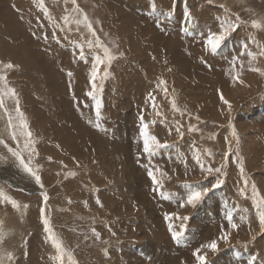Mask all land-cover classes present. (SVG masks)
<instances>
[{"label": "rangeland", "instance_id": "rangeland-1", "mask_svg": "<svg viewBox=\"0 0 264 264\" xmlns=\"http://www.w3.org/2000/svg\"><path fill=\"white\" fill-rule=\"evenodd\" d=\"M77 3L93 22L100 39L114 52L123 53L113 61L112 75L103 82L99 121L95 101L86 95L91 90V59L80 60L77 43H74H84L89 34L83 24L70 22L65 25L62 19L69 15L71 20L77 15L71 11L70 0L67 4L64 0H44L49 16H45L38 0H0V71L16 89L21 111L37 141L35 147L39 154L33 159V167L39 166V174L49 195L52 227L65 246L73 250L78 264H195L193 251L218 237L221 225L225 223L227 227L224 217L230 205L236 206L234 216L237 223H240V215L246 212L252 221V232H258L250 198L238 195L243 181L239 168L231 159L225 183L209 193L195 210L191 207L179 209L175 200L152 194L151 180L144 165L150 162L167 171L172 179L165 181V188L179 198L185 193L184 180L199 181L202 176L192 159L193 144L212 150L214 159L208 162L214 167L220 165L230 145L233 148L230 157L234 155L236 143L228 127L227 107L217 92L220 89L233 104L232 124L239 136V152L244 158L245 172L264 194V77L248 70L247 56L242 57L244 70L240 75L244 84H234L228 71L229 62L240 53L243 43L247 42L250 50L258 51L249 36L264 44V30H254L249 24H242L215 53L206 50L202 40L208 30L218 29L225 15L234 18L231 14H239L244 21L254 18L253 14L255 17L264 16V0H212V3L208 0H77ZM185 9L192 15L191 24L183 16ZM53 31L59 43L51 38ZM43 35L48 39L45 40ZM88 51L85 45V52ZM202 57L206 63H202ZM258 59L257 66L264 67V57ZM9 61L18 67L4 70L2 63ZM45 72L49 77L43 75ZM69 72L71 76L67 74ZM161 77L166 81L168 96L156 87ZM149 92L156 97L159 110L166 117L163 124L159 123L151 107ZM26 96H29L27 100ZM169 97L175 98L181 109L186 108L183 116L172 111ZM28 98L43 101L45 107L39 114L33 112L34 107L27 102ZM7 106L14 114V102L7 101ZM141 115L146 121L156 119L157 123L150 126V131L161 141L175 143V147L165 149L155 157L143 154L139 136ZM175 121L184 126L183 139H178L174 131L169 134ZM97 123L99 128L95 126ZM6 124L7 118L0 110V135H4L6 142L15 148L16 141L7 139ZM189 124H195L201 131L188 133ZM50 125H57V129L50 130ZM210 135L215 139H208ZM23 144L24 137L21 136V149ZM24 155L27 158L28 153ZM16 163L0 145V186L21 205L29 206L16 211L10 204H0V220L4 221L8 233L0 246V255L7 249L14 254L11 264H54L51 257L55 249L50 242H45L46 233L40 220L41 190ZM68 172L76 175L65 178ZM213 182L215 176H209L206 186ZM97 198L103 207L96 203ZM133 201L136 207H133ZM172 211L190 215L185 235L179 243L171 238L163 219L165 212ZM173 223L178 229L180 222ZM210 227L214 230L209 231ZM91 228L100 232L99 241L92 236ZM109 228L116 233L115 236L111 235ZM86 236L89 238L85 239ZM236 240H251L247 224H241L238 232H233V245ZM219 247V253H208L211 264H246V258L252 255L257 256V264L264 259V235L257 236L247 247L229 248L222 241ZM105 248L107 256L103 251Z\"/></svg>", "mask_w": 264, "mask_h": 264}, {"label": "snow or ice", "instance_id": "snow-or-ice-1", "mask_svg": "<svg viewBox=\"0 0 264 264\" xmlns=\"http://www.w3.org/2000/svg\"><path fill=\"white\" fill-rule=\"evenodd\" d=\"M38 2L39 7L43 10L45 16H49V10L44 4V0H38ZM64 2L67 4L69 3V0H64ZM70 3L72 5L71 11L77 15L71 20L69 15L63 16L62 19L65 25L69 24L70 22H73L77 25L83 24L89 34V38L84 43H74H77L79 49L78 58L80 60L87 61L91 59V67L89 70V84L91 85V90L88 91L86 95L95 101L96 119L99 121L101 116L100 109L102 107L99 96L103 89V82L112 75L110 67L113 61L116 60L118 56H122L123 53L118 51L114 52L111 47H109L100 39L96 33V29L93 27V22L90 20L87 13L78 5L77 0H70ZM208 3H212V0H208ZM153 7H155V5H153ZM220 7L224 8L225 6L220 5ZM231 15L234 16V18H229L228 15H225V17L220 21L217 30L210 29L205 33L204 37H202L206 50L215 53L231 36V34L235 32L242 24H249L254 30H264V16L255 17V14H253L254 18H252L250 21H244L241 19L239 14ZM183 16L187 23H193L192 15L187 9H185L183 12ZM97 23H99V21H97ZM53 26L58 27V25ZM183 30L186 32L188 31L187 28H184ZM33 35H35V33H33ZM51 38L59 43V39L55 32H53ZM44 39L47 40L48 37L44 36ZM249 40H251V42L256 45L258 51L250 50L249 44L245 42L241 46L240 53L232 57L231 61L229 62L231 67L228 71L230 72L231 79L234 84H244V81L240 79L241 72L244 70V62L242 59L244 56H247L248 58V70L253 73H258L261 77H264V67L257 66L256 63L258 58L264 57V44H260L254 36H249ZM85 45L89 50L87 53L85 52ZM201 61L202 63H206L203 57L201 58ZM237 65H239V70H237ZM15 67L18 66L14 65L11 61L2 63V68L4 70L13 69ZM209 67L211 66L209 65ZM68 75L71 76V72H69ZM156 87L158 89H162L164 94L168 96L166 81L162 77L158 78ZM217 92L220 93V100L222 101L223 105L227 107L228 127L231 129V136L235 139L236 143L235 154L231 155L230 157V153L233 152V148L230 145L228 151L224 152L220 165L214 167L210 162H208L210 159H214V153L212 150L209 148H198L195 146V144H193L192 159L195 161V165L199 166L202 176L199 181L184 180L182 182V186L185 189V193L179 198L175 193L169 192L165 188V181L172 179L167 171H164L159 166L152 165L150 162L144 165V167L147 169V175L151 180L152 194L158 195L167 200H175L179 209L191 207L193 210L198 208V206L205 200L209 193L219 189L221 185L225 183L224 177L227 174L226 169L228 168L230 159L231 162L239 168L243 186L238 188V195L240 197H244L245 199L250 198L252 202V208L255 211V220L258 222L259 231L255 233L252 232V221L246 212L245 214L240 215V223H237L234 216L236 206H228L225 210L224 217L227 222V227L221 225L220 234L218 237L201 244L193 251L192 255L195 258V264H211L208 253L210 252L213 255L219 253L221 251L219 247V243L221 241L226 247L229 248L235 246L247 247V245L251 243L252 240H255L257 236L264 235V194H262L261 190L258 188L257 183L252 180L251 177L245 172L244 158L239 152V136L232 124V104L224 97L220 89H217ZM147 95L148 99L152 101L151 107L155 112V116L159 118V123H165L166 117L164 116L163 112L159 110V106L156 103V97L152 94V92H149ZM7 101L14 102V114L12 111H9ZM169 102L174 113H180L182 116L185 114L186 108L181 109L178 106L175 98L169 97ZM0 110L3 111L7 118V139L16 141V147L14 148L10 146L9 143L6 142V137L4 135H0V145H3L7 152L10 153L13 158H15L18 166L34 179L35 184L38 185L41 190L40 196L43 199V203L39 209L40 220L43 224V230L46 233L45 242H50L52 247L55 249V254L51 257L52 261L54 264H78L73 250L65 246L58 233H56L52 227L51 210L48 205L49 195L45 190L44 183L42 182L41 175L39 174V166L37 165L33 167V159L39 154L35 147L37 141L33 137V133L29 130L27 118L21 111L18 93L16 89L9 84L7 75L2 71H0ZM221 114L223 115V113ZM188 115L191 116V113H188ZM195 119L197 121L200 120L199 116H196ZM156 123V119L146 121L143 115L140 117L139 136L142 141V153L146 154L148 157H155L163 150L175 147V143H170L167 140L161 141L157 138V135L150 131V126ZM95 126L99 128L100 124L97 123ZM172 131L176 133L178 139H183L185 136L184 126L179 121H175L174 128L169 129V134H171ZM186 131L188 133H194L200 132L201 129L195 124H189ZM21 136L24 137L23 149L20 147ZM208 139H215V136L210 135ZM25 152L28 153L27 158H25ZM2 159H7V157H3ZM48 159L51 160L52 158L48 157ZM185 168V175H187V166H185ZM75 175V172H68L65 178H67V176ZM213 175L215 176V182L211 183L210 186H206L209 176ZM109 183H111V181H109ZM93 191H98V189H93ZM68 202L69 204L72 203L71 200ZM84 203L85 207H87V201ZM96 203L103 207L99 198L96 199ZM0 204H10L11 207L16 211H20L21 207L24 209L29 207L27 204L21 205L16 199L9 195L2 186H0ZM133 207H136L135 201H133ZM163 219L167 222V228L171 234V238L178 243L181 242L185 235L186 226L187 222L190 220V215H181L179 211L165 212ZM177 220L180 222L178 229L173 223V221ZM241 224L248 225L251 240H236L235 245H233L231 242L232 234L233 232H238ZM105 226L107 227V224H105ZM90 231L96 241L101 239L100 232H98L95 228H91ZM109 232H111L112 236L116 235L115 232L111 231V228H109ZM7 235L8 233L5 231L4 221L0 220V246L4 244ZM88 238L89 237L87 236L85 237V239ZM104 243L107 244L108 241H104ZM103 251L105 255L108 254V250L106 248L103 249ZM13 259V252L4 249L2 255H0V264H5V262H7V264H11ZM257 262L258 258L255 255L248 256L246 258V264H257ZM259 264H264V259H260Z\"/></svg>", "mask_w": 264, "mask_h": 264}, {"label": "bare ground", "instance_id": "bare-ground-1", "mask_svg": "<svg viewBox=\"0 0 264 264\" xmlns=\"http://www.w3.org/2000/svg\"><path fill=\"white\" fill-rule=\"evenodd\" d=\"M196 3V2H195ZM151 6V5H150ZM161 6V5H160ZM152 8V7H151ZM99 9V8H98ZM205 9V8H204ZM103 10V9H102ZM105 10V9H104ZM151 10V9H150ZM206 11V10H205ZM204 13H206V12H204ZM211 13V12H210ZM221 13V12H220ZM219 13V14H220ZM209 14V13H208ZM222 15V14H221ZM194 16V15H193ZM207 16V15H206ZM219 17V16H218ZM215 18H217V17H215ZM171 21V20H170ZM205 21H206V19H205ZM164 22V21H163ZM204 22V21H203ZM104 23V22H103ZM160 23V22H159ZM211 23H213V22H211ZM118 25V24H117ZM43 26V25H42ZM185 26V25H184ZM48 27V26H47ZM160 27V26H159ZM171 27V26H170ZM180 27H182V26H180ZM41 28V27H40ZM149 28V27H148ZM168 28V27H167ZM110 29V28H109ZM172 29V28H171ZM170 29V30H171ZM215 29H217V28H215ZM11 30V29H10ZM50 30V29H49ZM174 30V29H173ZM197 31V30H196ZM54 32V31H53ZM122 32V31H121ZM46 33V32H45ZM169 33V32H168ZM23 34V33H22ZM24 35V34H23ZM152 35V34H151ZM157 35V34H156ZM25 36V35H24ZM44 36V35H43ZM117 36V35H116ZM68 37V36H67ZM24 38V37H23ZM70 38V37H69ZM167 38V37H166ZM30 39V38H29ZM26 39H24L23 41H25ZM31 40V39H30ZM42 40H44V39H42ZM143 40V39H142ZM4 41V40H3ZM27 41V40H26ZM31 42V41H30ZM66 42V41H65ZM164 42H165V40H164ZM28 43V42H27ZM43 43V42H42ZM45 43H46V41H45ZM116 43V42H115ZM24 44V43H23ZM22 44V45H23ZM29 44V43H28ZM194 44V43H193ZM202 44V43H201ZM21 45V44H20ZM63 45V44H62ZM1 46H2V44H1ZM64 46V45H63ZM70 46V45H69ZM7 47V46H6ZM2 48V47H1ZM46 48V47H45ZM162 48V47H161ZM71 49V48H70ZM74 49V48H73ZM164 49H165V47H164ZM236 50H237V48H236ZM15 51V50H14ZM193 51V50H192ZM238 51V50H237ZM236 51V52H237ZM33 52V51H32ZM171 52V51H170ZM173 52V51H172ZM14 54V53H13ZM1 55V54H0ZM175 55V54H174ZM2 56V55H1ZM14 56V55H13ZM16 56V58L19 56L20 57V55H15ZM213 56V55H212ZM9 58V57H8ZM3 59H4V57H3ZM19 59V58H18ZM21 59V58H20ZM177 59V58H176ZM10 60H11V58H10ZM17 60V59H16ZM15 60V61H16ZM79 60V59H78ZM259 61H260V59H258ZM2 61V60H1ZM38 61V60H37ZM263 62H264V60H262ZM28 63V62H27ZM84 63V62H83ZM260 64V63H259ZM42 64L40 63V60H39V66H41ZM49 65V64H48ZM55 65V64H54ZM68 65V64H67ZM134 65V64H133ZM165 65V64H164ZM262 65V64H261ZM264 65V64H263ZM37 66V65H36ZM259 66V65H258ZM55 67V66H54ZM66 67V66H65ZM51 68V67H50ZM65 69V68H64ZM77 69V68H76ZM42 70L43 71H46V68L45 67H42ZM50 71V70H49ZM248 71V70H247ZM51 74V73H50ZM62 74V73H61ZM68 74V73H67ZM18 75V74H17ZM44 76H47V77H49V75H48V73H46L45 72V74H43ZM55 75V74H54ZM59 75V74H58ZM249 75V74H248ZM259 75V74H258ZM250 76V75H249ZM251 76H253L252 74H251ZM255 77V76H254ZM257 77V76H256ZM259 77V76H258ZM25 79V78H24ZM54 79V78H53ZM69 79V78H68ZM255 80V79H254ZM253 80V81H254ZM263 80V79H262ZM60 81V80H59ZM200 81V80H199ZM253 81H252V83H253ZM52 82H54V81H52ZM56 82V81H55ZM65 82V81H64ZM256 82V81H255ZM260 82V81H259ZM57 83H59V82H57ZM68 83V82H67ZM54 84V83H53ZM76 84V83H75ZM257 84V83H256ZM68 85V84H67ZM258 85H260V84H258ZM49 86V85H48ZM60 86V85H59ZM70 86V85H69ZM81 86V85H80ZM246 86V85H245ZM55 87V86H54ZM57 88H58V86H57ZM263 88V87H262ZM36 89V88H35ZM52 89V88H51ZM67 89H69V88H67ZM90 89V88H89ZM251 89V88H250ZM252 89H254V88H252ZM53 90V89H52ZM54 91H55V88H54ZM71 91V90H70ZM83 91V90H82ZM26 92V91H25ZM68 92V91H67ZM77 92V91H76ZM48 95V94H47ZM38 96V95H37ZM40 96V95H39ZM55 96H57V95H55ZM67 96V95H66ZM224 96H226V95H224ZM228 96V95H227ZM251 96V95H250ZM27 97H29V96H26V100H27ZM54 97V96H53ZM60 97V96H59ZM77 97H79L78 95H77ZM69 98V97H68ZM71 98V97H70ZM74 98H76V97H74ZM230 98V97H229ZM29 99V98H28ZM66 99H67V97H66ZM65 99V100H66ZM72 99V98H71ZM68 100V99H67ZM59 101V100H58ZM61 101V100H60ZM229 101H230V99H229ZM27 102H29L33 107H34V109H33V112L34 111H36L38 114L41 112V109H43L45 106L43 105V101H41V100H39V101H35V100H33L32 98H31V101H30V99H29V101H27ZM57 102V101H56ZM67 102V101H66ZM58 103V102H57ZM56 103V104H57ZM68 103V102H67ZM74 103V102H73ZM234 103V102H233ZM240 103V102H239ZM65 105H66V103H65ZM219 105H220V101H219ZM233 105V104H232ZM235 105V104H234ZM30 106V105H29ZM58 106V105H57ZM59 106H60V103H59ZM67 106V105H66ZM65 106V107H66ZM220 106H222V105H220ZM32 107V108H33ZM57 108V107H56ZM60 108H62V107H60ZM224 108V107H223ZM61 112H62V110H61ZM48 114V113H47ZM36 116V115H35ZM59 116V115H58ZM60 117V116H59ZM37 118H38V115H37ZM43 120H44V118H43ZM49 120V119H48ZM45 121V120H44ZM43 121V122H44ZM36 122H38V121H36ZM40 122V121H39ZM46 122V121H45ZM50 122V121H49ZM52 122H53V119H52ZM52 124V123H51ZM55 125V124H54ZM57 126V125H56ZM56 126H54L55 127V129H57L56 128ZM73 126V125H72ZM53 127V125H50V130H54V127ZM78 127V126H77ZM35 129V128H34ZM48 129H49V127H48ZM64 129V128H63ZM68 129V128H67ZM64 130H66V128L64 129ZM48 131V130H47ZM62 131V130H61ZM60 132V131H59ZM68 133V132H67ZM66 133V134H67ZM74 133V132H73ZM50 134H53V132L52 133H50ZM54 134H56V130L54 131ZM57 134H58V131H57ZM65 134V133H64ZM65 134V135H66ZM75 134V133H74ZM77 135H79L78 133H76ZM76 135V136H77ZM51 136V135H50ZM49 136V137H50ZM61 136V135H60ZM64 135H62V137H63ZM66 137H68V135H66ZM79 137V136H78ZM56 138V137H55ZM54 138V139H55ZM58 138V137H57ZM69 138V137H68ZM63 139H65V138H63ZM73 139H74V137H73ZM78 139V138H77ZM80 139V138H79ZM103 139V138H102ZM75 140V139H74ZM74 140H73V142H74ZM263 140V139H262ZM46 141V140H45ZM68 141H69V139H68ZM78 141V140H77ZM48 143V142H47ZM54 143V142H53ZM70 144V143H69ZM44 145V144H43ZM45 146V145H44ZM76 146V145H75ZM46 148V147H45ZM47 150V149H46ZM103 151V150H102ZM108 152V151H107ZM6 153V152H5ZM245 153V152H244ZM247 153V152H246ZM77 155V154H76ZM247 156V155H246ZM249 157V156H248ZM69 158V157H68ZM74 158H75V156H74ZM12 160V159H11ZM251 163V162H250ZM254 163V162H253ZM17 164V163H16ZM19 170V169H18ZM24 172V171H23ZM46 175H48L47 173H46ZM49 177V176H48ZM264 177V176H263ZM6 181V180H5ZM13 182V181H12ZM261 184V183H260ZM20 186V185H19ZM264 186V185H263ZM13 191H15V190H13ZM244 198V197H243ZM23 200V199H22ZM167 209H168V207H166ZM185 211V210H184ZM30 212V211H29ZM32 212V211H31ZM30 212V213H31ZM182 212V211H181ZM188 212V211H187ZM186 212V213H187ZM184 213V212H183ZM34 214V213H33ZM181 214V213H180ZM192 219V218H191ZM192 221H193V219H192ZM163 222V221H162ZM178 223V222H177ZM176 223V224H177ZM224 225H225V223H224ZM226 227V226H225ZM179 228V227H178ZM214 228H215V226H214ZM214 228H211L210 227V229H209V231H211V230H214ZM254 231V230H253ZM208 232V231H207ZM206 232V233H207ZM205 233V234H206ZM220 233V232H219ZM207 234H209V233H207ZM207 234H206V236H207ZM211 234V233H210ZM213 234V233H212ZM211 236V235H210ZM124 237V236H123ZM169 238V237H168ZM204 238H205V236H204ZM17 251V250H16ZM112 251V250H111ZM260 252V251H259ZM122 253V252H121ZM95 254V253H94ZM93 254V255H94ZM170 254H171V252H170ZM172 254H174V253H172ZM76 255V254H75ZM107 256V255H106ZM133 256H135L136 257V254H134ZM132 256V257H133ZM116 257V256H115ZM131 257V256H130ZM169 257H171V256H169ZM136 258H138V259H140V257H136ZM97 259V258H96ZM109 259V258H108ZM116 259V258H115ZM124 259V258H123ZM142 259V258H141ZM136 260V259H135ZM96 261V260H95ZM103 261V260H102ZM109 261V260H108ZM131 261V260H130ZM129 261V262H130ZM138 261V260H137ZM28 262H30V261H28ZM135 262V261H134ZM142 262V261H141ZM163 262V261H162ZM171 262V261H170ZM27 263V262H26ZM92 263H94V262H92ZM91 264V263H90ZM96 264V263H95ZM112 264V263H111ZM130 264V263H129ZM141 264V263H140ZM161 264H163V263H161Z\"/></svg>", "mask_w": 264, "mask_h": 264}]
</instances>
